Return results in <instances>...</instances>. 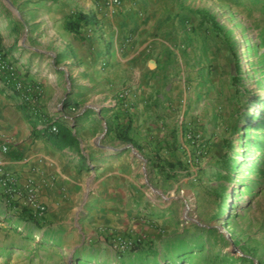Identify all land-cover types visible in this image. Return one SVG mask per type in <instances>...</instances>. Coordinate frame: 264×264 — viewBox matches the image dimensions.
<instances>
[{
	"label": "crops",
	"instance_id": "crops-1",
	"mask_svg": "<svg viewBox=\"0 0 264 264\" xmlns=\"http://www.w3.org/2000/svg\"><path fill=\"white\" fill-rule=\"evenodd\" d=\"M65 1V10L57 13L63 27L75 11L98 20L77 33H60L63 44L54 55H60L67 68L65 94L71 93L48 95L50 80L46 73L40 76L36 64L43 51L25 46L19 58L14 52L8 57L16 62L20 78L39 85L42 93L24 102L0 78V165L14 175L21 189L31 182L47 209L37 227L16 218L21 209L11 200L15 207L11 211L0 193V264H79L81 259L88 264L116 260L126 264L135 255L141 256L140 264H149L161 259L171 243L154 234L159 225L168 226L159 215L156 196L150 195V205L141 200L149 186L146 170L158 174L151 167L155 153L171 141L172 133L176 135L166 116L174 114V95H181L188 85L181 64L156 59L161 49L151 35L167 20L169 28L174 19L186 27L187 20L197 22V16L188 11L186 0ZM227 2L230 11L264 14V0ZM149 30L151 38L146 39ZM171 49L175 50L167 43L166 50ZM58 80L56 75L53 89H59ZM75 104L79 108L72 110ZM127 117L134 144H123L116 137L117 126ZM55 120L70 129L72 143L51 135L46 126ZM147 147L155 150L149 155ZM149 187L152 194L158 193ZM159 216L158 225L154 220ZM117 236H134L140 249L118 253L112 247ZM41 249L54 256L42 255Z\"/></svg>",
	"mask_w": 264,
	"mask_h": 264
},
{
	"label": "rangeland",
	"instance_id": "rangeland-1",
	"mask_svg": "<svg viewBox=\"0 0 264 264\" xmlns=\"http://www.w3.org/2000/svg\"><path fill=\"white\" fill-rule=\"evenodd\" d=\"M186 1L189 2L188 11L197 16V22L187 20L189 26L184 27V24L176 25L174 19L173 26L169 28L170 22L167 20L165 26L160 25L155 35L151 36L152 39L157 38L153 42L158 43L161 49L156 59L164 57L167 65L181 64L188 77L185 91L181 95H174L177 96L174 114H168L166 119L169 126H174L178 154L189 173L184 171L180 177L165 179L159 174L150 175L147 169L146 182L151 188L155 187L158 193L152 194L150 187L143 184L145 188L141 200L150 205V195L156 196L153 200L160 211L159 215L166 218L167 227L159 225L160 216L154 220L159 225L158 232L154 234L167 238L171 243L165 253L174 246L188 247L203 242L205 248H212L221 256L225 253L231 255L223 264H244L239 262L240 258L254 264H264V178L262 188L252 197L243 188L238 187L234 192L235 184H228V199L236 207L225 208L223 215L217 216L220 196L211 190L217 182V175L210 167L221 156L223 141L239 136L237 120H245L249 112L257 109L258 105L253 102L256 97L264 98V71L258 65L249 69V60L246 58V42L255 44L256 40L260 41L258 37L264 36V14L252 10L238 11L236 8L230 11L227 0ZM65 4V0H0L2 46L9 51L8 54L14 52L18 58L19 53L24 54L23 46L43 51L40 56L37 54L39 58L36 64L40 76L46 73L45 77L50 80L48 95L71 93L65 94L67 87L64 75L67 74V68L54 55L63 44L59 36L66 29L57 13L65 10ZM201 11L216 15L231 30V37L238 43L225 42L208 24L200 25ZM150 34L151 30L146 33V39ZM167 43L175 50L168 52ZM153 54L148 53L150 56ZM237 56L240 57L241 70L245 72L243 82L247 90V94L239 98L234 97L235 89L231 84ZM253 60L257 62V57ZM12 62L16 65L15 61ZM56 75L59 89L52 87ZM257 81L261 82L262 89L257 86ZM69 88L73 90V86L69 85ZM146 150L150 155L155 149L147 147ZM166 153L165 149L161 150L162 155ZM0 190L2 200L14 211L15 207L7 201L3 189ZM15 202L16 207L23 208L22 201ZM8 213L13 215L10 211ZM225 213H231L229 220L225 218ZM204 230L222 233L228 241L226 246L221 247L213 237H205ZM139 236L143 237L141 233ZM5 240L10 241L11 238L6 235ZM40 251L42 255L46 253L54 256L51 251ZM215 253L199 254L200 264H206L204 257L210 263L216 258ZM141 259L139 255L130 256L126 264H140ZM116 261L114 264H118Z\"/></svg>",
	"mask_w": 264,
	"mask_h": 264
},
{
	"label": "trees",
	"instance_id": "trees-1",
	"mask_svg": "<svg viewBox=\"0 0 264 264\" xmlns=\"http://www.w3.org/2000/svg\"><path fill=\"white\" fill-rule=\"evenodd\" d=\"M200 25L208 24L212 30L216 32L225 42L237 44L238 42L231 37V30H229L216 15L211 12L201 11L200 13ZM91 24H98V20L94 15H88L81 11H75L71 13L65 20L64 28L73 33L79 32L83 27ZM260 38L255 44L246 42V58L249 60V69H254L257 65L258 68L264 71V36ZM0 45L5 51L4 56L8 57V50L4 49L0 39ZM61 60L60 55H56ZM257 57V62L253 60ZM58 63V62H57ZM260 65V66H259ZM61 73V71H58ZM4 73H0V78L3 79ZM244 71L241 70L240 57L237 56V65L234 69V74L231 78V84L235 89V98H239L242 94H247V90L244 86L243 75ZM5 76V74H4ZM4 81V79H3ZM70 81V79H69ZM5 83L13 88V82ZM33 87L31 97L34 98L41 93V87L39 85L28 84ZM257 86L262 89L260 81H257ZM38 88V89H37ZM36 89V90H35ZM18 93L20 96L24 93ZM24 99V98H23ZM26 99H24L25 102ZM26 102H29L26 100ZM256 103L257 109L249 112L245 120H237L236 126L239 130V136L237 138H228L223 141V152L214 165L210 167L217 175V182L211 187V190L216 192L219 196L218 203V215H223L225 208L234 209L236 205L230 204L228 199L229 189L228 184H235L234 192L239 188H243L244 191L249 194L250 197L254 196L262 188V178H264V98L256 97L253 100ZM79 108L78 104L73 105L72 110ZM55 127L56 131L52 128ZM131 118L127 117L124 124L117 126L116 137L123 144H134L130 137ZM46 128L51 135L62 142H71L73 138L70 134V129L64 126L60 121L49 122ZM109 127L107 128V133ZM177 137L175 133L171 134V141L166 143L163 147L167 151L166 155L161 154V149L155 153L154 161L151 164L153 170H156L159 175L165 179H172L174 177L182 176L185 170L182 158L178 154L179 145L176 143ZM234 194V193H233ZM225 218L229 220L231 213H225ZM19 220H24L27 223H33L35 226H40L43 220L36 219L27 208H21L16 215ZM205 237L216 239L221 245L225 247L227 239L220 232H214L211 230H204ZM140 247L134 248L131 252L139 250ZM201 253L212 254L215 253L212 248L207 249L204 247L203 242L195 243L192 246H174L169 248L167 253L161 259H154L149 264H200L198 256ZM216 258L210 263L208 258L204 257L206 264H223V262L231 258L229 253H225L223 256L217 251L215 253ZM79 264H88L89 261H84ZM239 262H245L244 264H254L247 259H239ZM71 264H75L71 261ZM148 264V263H147Z\"/></svg>",
	"mask_w": 264,
	"mask_h": 264
},
{
	"label": "built area",
	"instance_id": "built-area-1",
	"mask_svg": "<svg viewBox=\"0 0 264 264\" xmlns=\"http://www.w3.org/2000/svg\"><path fill=\"white\" fill-rule=\"evenodd\" d=\"M111 3L119 4V0H111ZM4 54L5 51L0 45V73L5 74V76L4 74L2 75L4 81L13 82V90L15 92L24 93V97L22 95L21 98L26 100L32 99L31 92L33 87L26 84L20 78L16 65L9 57H5ZM52 130L56 131V128L53 127ZM1 150L6 152L7 148L2 147ZM0 188L3 189L7 201L20 200L23 202V208H27L36 219L43 220L45 218L47 209L40 203L36 187L31 182H28L23 189L19 188L14 175L3 168L2 165H0ZM138 242L139 241L135 239L134 236L127 238L117 236L112 238V247L118 253L123 254L134 249Z\"/></svg>",
	"mask_w": 264,
	"mask_h": 264
}]
</instances>
